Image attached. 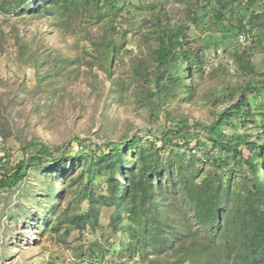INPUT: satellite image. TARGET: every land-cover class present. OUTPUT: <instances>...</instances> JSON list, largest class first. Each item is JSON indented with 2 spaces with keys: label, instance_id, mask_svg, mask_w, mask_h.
<instances>
[{
  "label": "rangeland",
  "instance_id": "1",
  "mask_svg": "<svg viewBox=\"0 0 264 264\" xmlns=\"http://www.w3.org/2000/svg\"><path fill=\"white\" fill-rule=\"evenodd\" d=\"M87 2L76 0L70 14L59 18L0 0V166L10 168L27 157L29 142L46 143L53 157L62 156L32 166L11 189L0 188V264H150L139 252L129 255L124 223L111 230L116 207L106 205V197L115 183L113 169L95 159L106 144L122 146L134 135L140 137L138 147L166 144V169L153 175L166 183L171 199V212L163 214L182 221L188 244L204 238L207 226L195 217L181 172L202 179L215 169L212 160L225 151L212 148L211 125L239 90L264 80V18L247 36L223 40L211 11L217 0H210L206 21L189 35L204 55L195 90L186 97L180 93L184 99L176 95L166 107L155 106L141 92L144 84L154 89L156 80L157 39L147 34L149 21L186 22L189 13L201 11V1L120 0L123 9L108 21L91 17ZM237 3L248 8L239 16L245 22L251 12L264 11V0ZM227 20L236 22L230 15ZM105 43H115L112 57ZM236 52L259 76L238 62ZM254 96L248 94L251 109L264 121V91ZM183 120L190 127L176 144L186 158L169 163L172 143L163 133ZM239 168L231 179L227 171L222 176L234 191ZM124 216L121 211L120 219ZM175 240L172 247L149 251L148 258L154 264H182L187 254L179 257L182 243Z\"/></svg>",
  "mask_w": 264,
  "mask_h": 264
},
{
  "label": "trees",
  "instance_id": "2",
  "mask_svg": "<svg viewBox=\"0 0 264 264\" xmlns=\"http://www.w3.org/2000/svg\"><path fill=\"white\" fill-rule=\"evenodd\" d=\"M13 1L17 2L15 9H43L59 18L70 14L76 2ZM87 1V12L98 21H108L123 9L120 0ZM200 1L201 11L189 13L186 22L168 25L162 23L160 17L149 21L152 26L147 34L151 32L157 39V47L152 50L156 80L154 89H149L144 84L141 92L142 97L155 106L166 107L176 95L184 99L179 94L182 93L185 97L191 94L198 84L197 78L204 72V55L201 50L192 47L189 40L191 29L207 19L210 0ZM237 1L239 0H217L211 8L218 34L223 40H239L242 36H247L246 33H252L264 18V11H256L250 13L248 22L239 20V16L246 13L248 8ZM250 1L254 5L255 0ZM229 15L235 17L236 22L228 21ZM142 20L135 18L137 22ZM104 46L109 50L108 56L112 57L115 43L113 46L105 43ZM235 56L248 72L259 76L250 60L245 63L237 52ZM258 82L259 85L254 86L251 82L243 90H239L235 102L211 125L212 148L225 151L224 156L212 160L215 169L202 179H199V173L180 170L183 174V188L195 207V217L207 226V235L198 242L188 244L186 236H183L187 230L181 229L182 221L163 214L171 212V199L166 183L159 177L154 180L153 175L166 169L164 161H167L163 156L167 149L165 143L159 146L152 141L147 147H138L136 145L140 137L134 135L124 141L122 146L106 144L102 154L95 158L100 165L113 169L115 183L111 185L110 194L106 197V205L116 208L111 214L112 222L109 226L116 231L119 230L120 223L125 224L130 235L127 244L129 255L139 252L143 259L154 264L156 260L148 258L149 251L156 252L164 244L172 247L171 244L179 238L182 243L178 250L179 257L187 254L182 264H264V121H257L248 101V94L255 93L254 98L258 99L264 91V80L262 83ZM261 114L264 115V110ZM186 122L188 120L176 123V127L170 125L165 128L163 135L172 143L169 163L173 158H186L176 144V139L183 137L190 127ZM225 124L229 125L227 129L223 128ZM28 144L33 148L27 157L10 168L0 166L1 189L16 186L27 176L32 166L42 165L48 158L62 159V156L53 157L46 143ZM80 152L85 153L83 150ZM128 162L130 165L124 170ZM239 165L237 174L240 182L238 190L234 191L229 184L223 182L222 176L227 171L228 178L231 179ZM170 173L169 169L168 177ZM121 211L125 213L122 219Z\"/></svg>",
  "mask_w": 264,
  "mask_h": 264
}]
</instances>
